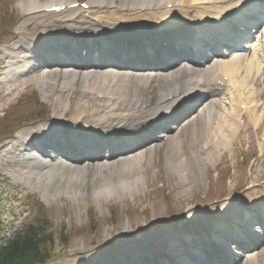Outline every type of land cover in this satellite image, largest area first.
<instances>
[{
  "label": "bare ground",
  "instance_id": "bare-ground-1",
  "mask_svg": "<svg viewBox=\"0 0 264 264\" xmlns=\"http://www.w3.org/2000/svg\"><path fill=\"white\" fill-rule=\"evenodd\" d=\"M132 1H133L132 2L133 5H139L146 1H153V0H132ZM115 15L116 14H113L111 18L108 17L107 19L111 20L112 23L117 22L118 20H116ZM149 16L150 15H144L145 18ZM90 19H91V14L89 15V17L84 18L83 22L89 21ZM85 25H86V29L89 30L90 32H96L97 30H99V27H97L95 24L91 22H86ZM220 49L226 50V48H223V47H221ZM236 70H239V69H237L236 67L232 69L233 74L234 72H236ZM242 72L244 74V76L242 77L244 78V80H242V85L248 88L247 90L244 89L245 91L248 92L247 99H249L252 95H254L255 92H259V89L261 87L264 90V75H262V73L260 74L259 69L255 72L253 76H252L251 70H247L246 72L242 71ZM89 74L90 73H85V74L84 73H80V74L71 73L69 74L66 71H59V72L55 71L49 74L47 72H43L41 73L40 76H37V80L38 82L40 81V83L44 85L45 88H49L51 89V91L56 90V92L59 94H61V92L59 91V88L84 91L88 93L91 97L85 93H81L80 96L83 98V104L92 105L94 111L92 109H88L91 106H81L79 108V111L82 110L81 114L91 116L94 112H96L99 115H101V117L106 118L104 117V112H103L104 107L100 105L101 103L100 104H96V103L102 102L105 105L106 104L110 105L112 104V102H108L107 101V98H108L110 101H113L115 102V104H118L120 103V100H123V96L117 95L120 91L118 88L106 87V84L108 83L109 79L106 78L105 76L97 75L94 81H90ZM237 77H240V76L238 75ZM74 78H76L77 81L73 80ZM76 82H78L79 84L76 85L75 84ZM141 84H142L141 80L134 81V82L133 81L128 82L124 84L123 92L127 93L128 96L133 95L137 97L139 96L142 97L143 95L154 96V95H157L158 93H161L163 90V87H162L156 91L154 90V92H150L149 94H144V93H147L145 89V83H143V85ZM159 85H160L159 83H153L152 86L148 90L155 89ZM253 88H259V89H256V91L250 96V92L248 90L253 89ZM240 89H243V87L238 88V90ZM106 94H108V96ZM104 96H106L105 99H104ZM56 100L57 102L53 103L54 108H55V114L57 117L58 116L60 117L62 116L63 112H65L64 101L57 99V98ZM211 110L212 108L209 109V111ZM234 113H235V110L232 111V116L234 115ZM223 116H224L223 113H221L220 116L217 115L215 117L214 122H213V116H210L209 118H207L206 121H202V122L194 124L195 128L190 131V138H189V141L186 147L187 148L186 150H188L187 153L186 152L181 153V151L179 150L178 143L176 144L174 142H170L167 145H164L163 150H162V153L165 154L164 160H162L161 162H156L155 164L153 163L154 166H152L153 169L150 170V172H153V174L156 177H158L159 172L168 169L172 171L171 179L174 176H175V179H177V178H180L179 173H187L190 170H193L196 173L197 171L196 168H199L203 164V160L205 161L207 160V162L209 161L214 164L215 158L218 156L217 155L218 147L216 148L217 143L220 142L218 138H222L223 141H225L227 138L226 135L220 136L221 133L225 132L224 130L225 125H223L225 124V119ZM239 126L240 125H238V127ZM238 127H236V131L240 132L241 129H239ZM187 135H189V129L184 131V136L187 137ZM195 138L199 139L198 140L199 143L198 141H196ZM171 140L172 139H169V141ZM232 140L233 138H231V143H232ZM212 145H215L214 149L210 148V146ZM151 154L153 155V152ZM234 155H235L234 153H231V157ZM17 157H18V160H20L23 163H29L31 161L37 160V158H31L29 160L27 155H18ZM151 162L153 161H150L149 165L151 164ZM207 162L206 164L202 166L203 167L202 170L207 167ZM38 163H39L38 167H41V166L43 167L46 164H48V163H42V161ZM48 165L49 166L47 170H50V169L52 170L50 176L55 179V182L56 180L59 179L61 183L60 187L56 190V194L61 193L63 194V196H65V198L66 197L68 198L71 195H72L71 197L74 198L75 194H79L81 196L83 192L91 189V195H93L94 198L98 200V198H102L106 195L110 196L111 194H115L116 185L118 183H121L122 181H133L134 183H137L138 181L141 180V177H140L141 169L135 171V169L130 170L128 168L130 171H128L127 174L125 173L119 176L114 175L113 177L110 176L107 179V178L95 175L92 172V170L89 169L90 167H87L85 168L87 169L86 170L87 176L82 179L84 181L81 183L79 181H76L77 177H75L74 175L75 172H72V171L69 172L70 169L76 170V169H79V167L73 166L71 164H62V163L60 164L52 163ZM93 168H97V167H93ZM124 169L125 171L127 170L125 167ZM107 170L113 171L109 169V167H107ZM147 171L149 172V169ZM100 172L101 171H98V173L97 172L96 173L100 174ZM67 178L69 179V181L65 182L64 180H66ZM86 181L88 183L85 185L84 182ZM90 183H92L91 186H94L93 189L90 186ZM58 184L59 182L57 183V185ZM150 197H154V195L151 194ZM165 198H167V195H165ZM206 231L207 230H204L202 232H206ZM190 239H191L190 236L186 238V240H190ZM182 240H185V239H182ZM181 241L174 242L173 244L175 245L163 246V247L169 250H174L181 244ZM166 254L167 253H164L162 255L166 256ZM244 264H264V254H260V256H257V257L253 255L252 257H249Z\"/></svg>",
  "mask_w": 264,
  "mask_h": 264
},
{
  "label": "rangeland",
  "instance_id": "rangeland-1",
  "mask_svg": "<svg viewBox=\"0 0 264 264\" xmlns=\"http://www.w3.org/2000/svg\"><path fill=\"white\" fill-rule=\"evenodd\" d=\"M18 95H21V92ZM156 160L158 161L159 157H156ZM119 166L118 162H112L108 167L113 171L104 169L100 174H97L98 171H95L94 174L107 179L110 176H119L121 175V168ZM24 180H26V186L28 187L26 193L37 187L40 189L38 198L44 201L45 208L40 211L41 208H38L37 205L39 204L35 200L28 202L26 206L24 196L17 194V191H7L9 193L8 197L0 203V207H5L4 217L7 218L6 221L8 223L6 225L11 232L21 227V224L26 220L25 223L39 224L41 231L45 235L50 232H56L60 238L75 239L80 234L85 233L89 227H99L100 225L109 224L113 220H118L119 223L115 225L113 236H121L128 234L129 230L131 231L133 227L140 226L145 222L162 220L166 211L164 206L158 209L149 208L146 215H141L140 213H143L141 207L145 201L142 197L144 194L143 190L139 192L132 191L133 196H129V193L121 190H116L115 194L106 195L96 200L91 195V189H89L83 192L82 196L75 194L74 198L71 197L72 195L65 198L61 193L56 194L58 186H50L51 183L45 184L49 178H46L44 184L50 187H41L40 182L37 183L35 180L31 181L27 178H24ZM83 181L81 180V183ZM155 181L157 183L158 180ZM87 183V181L84 182L85 185ZM155 183L153 182L154 185ZM120 184L118 183L116 188ZM91 185L92 183H90ZM154 185H152V188ZM91 187L93 189L94 186ZM34 198L32 197V199ZM150 207L152 206L150 205ZM95 235L96 237H100V242H107L108 240H110L109 242H113L114 240L113 236L106 235L104 231L99 236Z\"/></svg>",
  "mask_w": 264,
  "mask_h": 264
},
{
  "label": "trees",
  "instance_id": "trees-1",
  "mask_svg": "<svg viewBox=\"0 0 264 264\" xmlns=\"http://www.w3.org/2000/svg\"><path fill=\"white\" fill-rule=\"evenodd\" d=\"M44 237L38 236V230L31 227L23 237L0 250V264H26L27 260L41 259L37 246Z\"/></svg>",
  "mask_w": 264,
  "mask_h": 264
}]
</instances>
